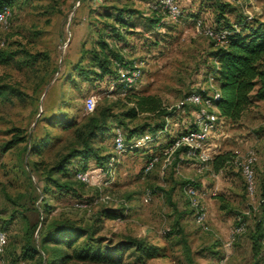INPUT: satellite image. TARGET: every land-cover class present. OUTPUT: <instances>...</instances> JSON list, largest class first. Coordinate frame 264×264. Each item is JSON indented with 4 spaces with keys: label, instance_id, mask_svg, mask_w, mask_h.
Instances as JSON below:
<instances>
[{
    "label": "rangeland",
    "instance_id": "rangeland-1",
    "mask_svg": "<svg viewBox=\"0 0 264 264\" xmlns=\"http://www.w3.org/2000/svg\"><path fill=\"white\" fill-rule=\"evenodd\" d=\"M149 1L0 3L11 8L7 21L0 23V84H9L21 93L0 92V230L8 237L2 263L110 264L73 258L55 260L62 253L71 254L84 237L72 247L42 244V234L52 223L71 220L84 227H99L94 220L104 208L113 210L116 217L101 218L95 237L111 241L145 238L164 247V256L150 258L145 264L261 263L262 256H252L249 236L257 221L261 220L264 228V100L253 103L236 120L221 118L212 137V154L229 151L231 158L243 157L249 150L255 152L256 186L252 195L247 193L240 168L231 162L211 175L209 161L198 162L174 150L167 163L164 152L172 137L192 125L195 106L190 96L207 87L212 92L209 86L214 81L207 76L206 65L209 50L218 42L196 28V19H201L204 26L215 27L219 3L228 6L226 15L232 21L242 15L264 19V0H177L181 8L177 17L160 9L152 11ZM119 8L131 13L135 25L131 28L134 31L129 28L121 52L141 73L125 92L110 89L107 75L98 76L90 65L91 50L97 48L101 36L108 39V26ZM150 17L161 20L150 26ZM133 92L135 96H155L161 110L122 118L120 113L133 105L127 98ZM90 94L97 99L92 113L85 109ZM105 107L113 115L107 120V128L92 140L106 155L105 162L113 158L108 174L96 178L101 185L108 182L103 185L104 191L99 184H86L73 176L75 169L93 170L99 165L91 157H74L68 172L53 173L62 185L58 187L47 179V169L71 147L78 146L77 134L83 132L92 114ZM156 122L164 123V130L146 146L128 147L120 153L113 150L116 128L128 142L132 128L143 126L150 134L149 127ZM13 133L23 135L25 140L2 149ZM38 148L40 153L33 152ZM153 155L158 159L145 172ZM200 167L202 171L196 172ZM188 180L202 193L207 211L202 224L195 221L194 208L186 197ZM103 192L111 199L102 200ZM147 192L149 199L145 202L142 196ZM239 226L243 230L232 238L231 231ZM27 238L38 249L33 259L22 255ZM227 241L229 246L225 245ZM261 248L262 254V241ZM122 264H135L130 251Z\"/></svg>",
    "mask_w": 264,
    "mask_h": 264
},
{
    "label": "trees",
    "instance_id": "trees-1",
    "mask_svg": "<svg viewBox=\"0 0 264 264\" xmlns=\"http://www.w3.org/2000/svg\"><path fill=\"white\" fill-rule=\"evenodd\" d=\"M152 1L150 0L149 4ZM1 2L2 0H0ZM227 7L224 3L218 4L217 23L215 25L217 30L226 31V43H215L209 50L208 57L210 60L206 65V73L207 76L213 78L218 88L217 95L210 98L216 105L219 114L225 119L236 120L253 103L264 100V19L242 15L238 20L232 21L226 15ZM119 9L113 18V24L108 26L110 28V32L107 34L108 39H104L101 36L97 39V48L91 50L90 60L93 63L90 65H93L92 68L95 67L98 70L96 71L94 68L92 72L98 74V76L106 74L108 82L116 77V63L120 65L132 64V61L125 59L121 50L127 44V32L135 25L130 19L131 13L124 12L127 9ZM152 11L157 10L153 9ZM148 20L150 21V26H156L161 19L159 17H150ZM108 40H111V43ZM80 69L82 70L83 68ZM81 73L87 74L84 70ZM3 90H10L17 95L21 94L17 88L6 83L0 84V92ZM197 92L205 94L206 90L197 89ZM135 94L136 92H133L132 95L127 96L128 101H132L133 105L120 113L122 118L131 119L136 117L139 112H159L161 110L159 100L155 96H135ZM112 115L109 113V108L106 107L100 109L96 114H92L83 132L77 134V138L79 139L78 146L71 147L47 169V179L54 182L58 187H61L62 185L57 179L52 177V174L59 172L66 173L69 162L74 157L84 159L91 157L99 165L104 164L106 155L102 154L99 147L93 145L92 140L99 132L101 133L107 128V120ZM163 124L156 122L149 127L151 131L147 130L150 132L152 141L155 139L158 131L163 132ZM143 129V126L132 128L130 137L142 135L145 133ZM174 138L175 136L172 137L171 142ZM24 140L25 137L23 135L13 133L1 146L2 149L7 150ZM33 152L40 153V149H34ZM229 158V151L213 154L209 160L212 171L216 173L225 167L232 157ZM103 217L114 218L116 217V213L111 209H101L94 220L99 227H95L94 225L84 227L71 220L52 223L42 234V244L53 242L72 247L80 238H85L79 247H73L71 254L62 253L58 255L55 259L58 261L73 258L77 260L122 264L125 253L130 251V256L135 264H145L146 260L150 258L165 255L164 247L153 244L145 238L130 237L111 241L102 237H95L94 234L100 229L101 218ZM249 238L252 256L259 259L262 255L261 241L264 238V228L261 220L256 222ZM37 253L38 249L31 242V238H27L22 247L23 257L33 259Z\"/></svg>",
    "mask_w": 264,
    "mask_h": 264
},
{
    "label": "built area",
    "instance_id": "built-area-1",
    "mask_svg": "<svg viewBox=\"0 0 264 264\" xmlns=\"http://www.w3.org/2000/svg\"><path fill=\"white\" fill-rule=\"evenodd\" d=\"M150 6L156 10H162L170 17H177L181 13V8L177 0H153ZM11 14V8L7 4H3L0 7V23H5ZM196 28L201 30L206 36L214 38L218 43H226L225 30H217L215 27L202 24L201 19H196ZM116 77L109 83L110 89L119 88L121 91H127L131 86H133L141 76L140 70L131 65H120L116 63ZM211 80L213 78L211 77ZM214 81V80H213ZM209 88H212V92L208 91V87L204 88L206 90L205 94L194 93L190 96L192 103L194 104L193 122L191 127L181 131L179 135H176L174 140L168 146V149L164 152L167 154L165 161L167 163L171 162L170 154L174 150H180L181 153L187 154L191 158L198 162L206 163L208 162L213 154L214 143L212 142V137L214 132L223 117L219 114L216 105L213 103L210 97L217 95L218 88L213 82ZM96 96L90 94L85 100V109L87 112L93 111L96 103ZM151 140V135L148 132L143 133L139 136H132L128 142H126L124 134L119 128L112 135V148L115 152L120 153L126 148H141L147 145ZM158 159L157 155H153L145 165V172L150 170ZM113 158L104 162L102 165H97L93 170L91 169H75L73 171V176L78 181L84 182L86 184H99L100 186L106 185L107 181H102V184L96 179L99 175H105L109 172V165L111 164ZM256 160V155L253 150H249L246 155L239 157L237 155L233 156L230 160L235 166L240 168L241 174L243 176L245 187L247 193L252 195L255 191L256 181L254 172V162ZM101 189V187H100ZM186 197L189 203L194 208V219L197 223L202 224L207 217V211L204 204L201 201L202 193L192 182H187L184 186ZM101 191H104V186ZM100 198L104 201H108L111 197L102 193ZM143 201H148V192L142 196ZM243 227L239 226L234 228L230 235L233 238L236 232L242 231ZM8 243L7 233L0 230V264H14L12 262L2 263L1 256ZM264 244V238L262 240ZM226 246L230 245V241H227ZM261 263L264 264V252L261 255Z\"/></svg>",
    "mask_w": 264,
    "mask_h": 264
},
{
    "label": "crops",
    "instance_id": "crops-1",
    "mask_svg": "<svg viewBox=\"0 0 264 264\" xmlns=\"http://www.w3.org/2000/svg\"><path fill=\"white\" fill-rule=\"evenodd\" d=\"M193 160H195V159H193ZM201 171H202L201 167L196 169V172H201ZM210 173H211V175H215V173L212 170L210 171Z\"/></svg>",
    "mask_w": 264,
    "mask_h": 264
}]
</instances>
